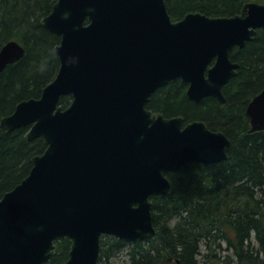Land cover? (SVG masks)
<instances>
[{"label": "water", "instance_id": "obj_1", "mask_svg": "<svg viewBox=\"0 0 264 264\" xmlns=\"http://www.w3.org/2000/svg\"><path fill=\"white\" fill-rule=\"evenodd\" d=\"M243 11L174 21L166 0L56 1L42 23L61 37L58 73L1 121L9 131L29 127L28 138L47 147L0 198V264H46L60 239L71 241L64 264H99L103 235L156 234L151 196L170 192L166 172L225 160L232 140L202 120L155 114L148 103L179 79L193 101L226 103L223 87L239 68L230 52L264 27V3ZM25 53L16 39L3 44L0 74ZM246 112L250 130H263L264 89Z\"/></svg>", "mask_w": 264, "mask_h": 264}, {"label": "trees", "instance_id": "obj_2", "mask_svg": "<svg viewBox=\"0 0 264 264\" xmlns=\"http://www.w3.org/2000/svg\"><path fill=\"white\" fill-rule=\"evenodd\" d=\"M57 0H0V48L16 39L25 55L0 74V198L19 184L43 153L42 138L30 140L28 128L9 131L1 125L23 99L39 97L58 73L55 47L61 37L42 21ZM264 0H166L173 20L189 12L210 16L243 13L247 2ZM231 58L237 74L223 87L226 103L207 96L198 102L187 95V83L171 81L154 91L148 108L166 117L181 115L185 122L204 121L232 140L228 157L215 163L192 162L177 172H166L172 188L151 196L155 235L126 241L105 235L99 264L126 249L129 264H264V129L251 131L246 108L264 89V27L244 47H234ZM70 95L60 104L67 107ZM71 241L56 242L46 264H64Z\"/></svg>", "mask_w": 264, "mask_h": 264}, {"label": "rangeland", "instance_id": "obj_3", "mask_svg": "<svg viewBox=\"0 0 264 264\" xmlns=\"http://www.w3.org/2000/svg\"><path fill=\"white\" fill-rule=\"evenodd\" d=\"M127 250L123 249L118 251L114 257L111 258L112 264H129Z\"/></svg>", "mask_w": 264, "mask_h": 264}, {"label": "bare ground", "instance_id": "obj_4", "mask_svg": "<svg viewBox=\"0 0 264 264\" xmlns=\"http://www.w3.org/2000/svg\"><path fill=\"white\" fill-rule=\"evenodd\" d=\"M47 147V146H46ZM46 149V148H45Z\"/></svg>", "mask_w": 264, "mask_h": 264}]
</instances>
